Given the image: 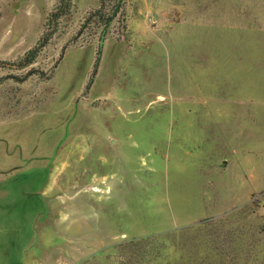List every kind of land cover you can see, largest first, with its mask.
<instances>
[{
    "label": "rangeland",
    "instance_id": "obj_1",
    "mask_svg": "<svg viewBox=\"0 0 264 264\" xmlns=\"http://www.w3.org/2000/svg\"><path fill=\"white\" fill-rule=\"evenodd\" d=\"M102 1L0 0V264H264V0Z\"/></svg>",
    "mask_w": 264,
    "mask_h": 264
},
{
    "label": "trees",
    "instance_id": "obj_2",
    "mask_svg": "<svg viewBox=\"0 0 264 264\" xmlns=\"http://www.w3.org/2000/svg\"><path fill=\"white\" fill-rule=\"evenodd\" d=\"M72 2L71 0H64V2H61L60 5H58L56 7V9L54 11H52L48 17V23L49 25L53 23L54 26L52 27V30H49L51 29L49 27V29L47 28V30L44 31L43 35L41 36V38L39 39L38 41V44L37 46H35V48L31 49L29 51V56L30 54H34L32 55L28 61L25 60V65L29 64L31 62V60L33 59V57L36 56L38 50H40L41 48H43L45 45H47L49 43V41L51 40L52 38V35L55 33V31L57 30V26H58V22H59V19L62 18L63 16L67 15V14H70L71 13V9H72ZM104 8V2L101 0V3H100V6L91 11L89 13V15L86 17V21H90L94 16L98 15L99 12ZM116 13H113L112 15H109L107 21H106V24H109L110 21L113 19V16L115 15ZM106 31H104L103 35H102V39H104V35H105ZM28 54H27V57H28ZM101 54V50H99L98 52V56H97V62H96V67L98 66V60H99V56ZM142 241V240H140Z\"/></svg>",
    "mask_w": 264,
    "mask_h": 264
}]
</instances>
